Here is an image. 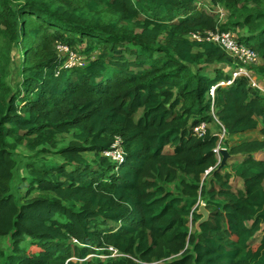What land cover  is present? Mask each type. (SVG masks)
<instances>
[{
    "label": "trees",
    "instance_id": "16d2710c",
    "mask_svg": "<svg viewBox=\"0 0 264 264\" xmlns=\"http://www.w3.org/2000/svg\"><path fill=\"white\" fill-rule=\"evenodd\" d=\"M199 1L0 0V238L12 240L0 264H264V93L218 67L264 80V0H213L225 23ZM217 29L258 64L191 38ZM59 43L86 65L65 69ZM216 119L227 137L260 128L226 147L243 158L233 173L218 170L215 130L194 133ZM117 138L121 163L104 156ZM199 201L210 217L197 229Z\"/></svg>",
    "mask_w": 264,
    "mask_h": 264
},
{
    "label": "built area",
    "instance_id": "2783aa9c",
    "mask_svg": "<svg viewBox=\"0 0 264 264\" xmlns=\"http://www.w3.org/2000/svg\"><path fill=\"white\" fill-rule=\"evenodd\" d=\"M198 6L199 8L204 7L206 10H209L210 8L207 5L206 6L204 5V0L199 1ZM213 13L216 14L217 19L220 23H225V10L221 5H218L216 9L213 11ZM191 38L192 40L195 41H199V42L206 41L209 43L216 44L217 46H220V48H222L227 55L237 59L240 63H242L245 66L249 64H258L259 62L258 53L254 49L240 42L233 31H222L220 29H217L216 31H207L204 34H200V33L191 34ZM56 49L59 52V54L65 56V62L63 65L65 69L84 67L86 65L84 59L80 57L78 54H76L74 51H72L68 46L59 43L56 45ZM242 74L248 76L247 68L244 66L240 67L239 70L233 74V77L235 79ZM232 82L233 80L228 82H221L219 85L222 86H224L225 84L230 85ZM254 86L257 85L254 83ZM216 87H213L210 90L211 96H214ZM262 92L264 93L263 89ZM212 114L213 116H215L214 106H212ZM216 123L219 125L220 131L217 132V136L219 137V142L217 148L215 149V152L217 153L218 160L220 163L221 155L219 153V149L223 148L222 143L224 139L227 138V134L224 129V126L220 123V121L216 119ZM208 127H209L208 124L202 123L194 128V133L199 138L203 137L204 134L208 131ZM104 156L106 158H109L113 163L123 162L125 153L121 147V139L117 138L116 143L113 145L112 149L105 151ZM211 171L212 169H210L206 173V175L209 174V172Z\"/></svg>",
    "mask_w": 264,
    "mask_h": 264
},
{
    "label": "rangeland",
    "instance_id": "374dc122",
    "mask_svg": "<svg viewBox=\"0 0 264 264\" xmlns=\"http://www.w3.org/2000/svg\"><path fill=\"white\" fill-rule=\"evenodd\" d=\"M213 0H204V5L210 7L209 10H207L209 13H213V11L216 9L217 6H214L212 3ZM211 11V12H210ZM237 32H239V30H237ZM242 32L244 33V31L240 30L239 33L242 34ZM0 49H5V44L0 40ZM11 59L8 61L7 66H6V70H7V75L5 76L6 81L8 82V84L15 89V87L20 83L21 81V76H20V65H21V55L19 50H17L16 48H12L11 53H10ZM81 57V56H80ZM86 63V61H84ZM5 66V62L2 64V67ZM219 68L223 69L226 72H231L232 76L234 74V72L236 70H233L232 67H228L225 64H219L218 65ZM206 69L207 73L211 72L210 68H204ZM2 74V73H1ZM247 74L248 76L251 78L252 81V77L254 78V82L255 84L259 85L262 87V89L264 90V80H262V78H256L255 74L252 71H249L247 69ZM244 75V74H242ZM240 75V76H242ZM227 85V84H225ZM224 85V86H225ZM211 129L215 130V132H219L220 131V127L219 125H210L209 126ZM259 129L256 130L255 132H251L249 134L246 135H237V136H230L227 137L226 139H224L223 143H222V147L224 148H229L233 145H236L239 142H243L245 140L248 139H254V138H260L259 135ZM73 139L72 135H64L62 137H60V144H59V148H61L62 146L68 145L69 142ZM50 151H54L52 148H48ZM19 155L23 158V157H27V156H33V152L28 151V149L24 146L19 147L18 149ZM264 158V154H261L259 156H257V158ZM48 159L51 161H59L60 159L55 156L54 154H48ZM90 160H93L94 158L89 157ZM243 160V158L241 156H232L230 157V159L228 160L227 165L223 168L222 172L223 173H233V169L236 165H238L239 163H241V161ZM19 174L23 175V169L22 167L19 170ZM230 183L232 184L233 188L237 191L240 190V188H243V184L241 183V186L239 184V179L232 176L230 179ZM200 204H204L203 201H199ZM260 236H257V239L259 240ZM0 247L3 248L5 250V252L7 254H9L12 250V240H11V235L0 238Z\"/></svg>",
    "mask_w": 264,
    "mask_h": 264
},
{
    "label": "water",
    "instance_id": "95a60500",
    "mask_svg": "<svg viewBox=\"0 0 264 264\" xmlns=\"http://www.w3.org/2000/svg\"><path fill=\"white\" fill-rule=\"evenodd\" d=\"M219 153L221 155V160L219 163L218 170H221L227 165L228 160L230 159L231 155L226 148L219 149ZM197 214L201 216L200 220L196 223L197 229H200L201 225L209 220L210 212L207 209L205 204H201L199 206Z\"/></svg>",
    "mask_w": 264,
    "mask_h": 264
},
{
    "label": "crops",
    "instance_id": "0c3cea01",
    "mask_svg": "<svg viewBox=\"0 0 264 264\" xmlns=\"http://www.w3.org/2000/svg\"><path fill=\"white\" fill-rule=\"evenodd\" d=\"M259 155H261V154L256 155V158H257V156H259ZM261 158H262V157H261ZM261 158H258V159H261ZM241 183H242V181L239 179V184H240V186H241Z\"/></svg>",
    "mask_w": 264,
    "mask_h": 264
}]
</instances>
